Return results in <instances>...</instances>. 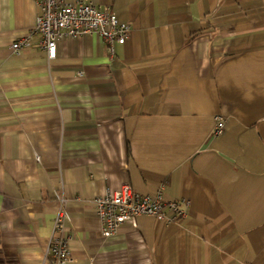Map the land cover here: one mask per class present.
<instances>
[{"label":"crops","instance_id":"crops-1","mask_svg":"<svg viewBox=\"0 0 264 264\" xmlns=\"http://www.w3.org/2000/svg\"><path fill=\"white\" fill-rule=\"evenodd\" d=\"M90 1L125 43L49 58L38 0H0V264H50L60 199L71 264H264V0ZM124 183L184 214L104 236L93 200Z\"/></svg>","mask_w":264,"mask_h":264},{"label":"built area","instance_id":"built-area-1","mask_svg":"<svg viewBox=\"0 0 264 264\" xmlns=\"http://www.w3.org/2000/svg\"><path fill=\"white\" fill-rule=\"evenodd\" d=\"M39 12L35 19L33 33L40 36L39 45L49 58L56 53L57 42L65 37H77L96 32L108 43L109 52H113V43H125L130 25L117 18L116 14L106 11L90 0H38ZM30 33L17 38L11 47L14 52L30 46ZM223 131V119L215 118L213 134ZM60 199V207L53 218L52 235L47 248L50 264H71L73 258L68 247L65 233L66 211ZM97 217L104 236L114 234L125 223H133L139 215L147 214L164 219L163 208L167 206L174 215H183L179 202H165L162 195L139 194L128 183L114 191H107L94 198ZM174 215V216H175Z\"/></svg>","mask_w":264,"mask_h":264}]
</instances>
